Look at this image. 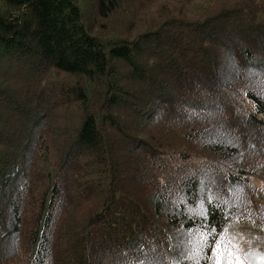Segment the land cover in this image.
<instances>
[{"label": "trees", "instance_id": "obj_1", "mask_svg": "<svg viewBox=\"0 0 264 264\" xmlns=\"http://www.w3.org/2000/svg\"><path fill=\"white\" fill-rule=\"evenodd\" d=\"M142 1L119 30L123 0L97 25L0 0V264H215L229 220L264 237V0Z\"/></svg>", "mask_w": 264, "mask_h": 264}, {"label": "rangeland", "instance_id": "obj_2", "mask_svg": "<svg viewBox=\"0 0 264 264\" xmlns=\"http://www.w3.org/2000/svg\"><path fill=\"white\" fill-rule=\"evenodd\" d=\"M87 13L90 22L95 17L96 25L100 21L95 16L97 0H76ZM149 7L142 0H123L121 9L117 11L115 29L133 28L142 19L148 21ZM86 15V16H87ZM94 21V19L92 20ZM92 23V22H91ZM250 184L257 187L264 184V164L250 178ZM258 203L262 200L257 199ZM258 223L229 220L224 235L216 245L215 264H264V237L261 236ZM0 232H3L0 229Z\"/></svg>", "mask_w": 264, "mask_h": 264}, {"label": "snow or ice", "instance_id": "obj_3", "mask_svg": "<svg viewBox=\"0 0 264 264\" xmlns=\"http://www.w3.org/2000/svg\"><path fill=\"white\" fill-rule=\"evenodd\" d=\"M205 243H206V245H207V247H208V251H209V252L214 251V248L212 247L213 245H217V241H216V239H215L214 236L209 237L208 240L205 241ZM217 246H218V245H217ZM192 251H194V249H193L191 246H189V247L186 249V251H185L184 254L190 253V252H192ZM205 264H207V262H205Z\"/></svg>", "mask_w": 264, "mask_h": 264}, {"label": "crops", "instance_id": "obj_4", "mask_svg": "<svg viewBox=\"0 0 264 264\" xmlns=\"http://www.w3.org/2000/svg\"><path fill=\"white\" fill-rule=\"evenodd\" d=\"M261 236H262V234H261ZM263 237V236H262Z\"/></svg>", "mask_w": 264, "mask_h": 264}]
</instances>
